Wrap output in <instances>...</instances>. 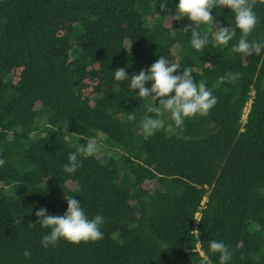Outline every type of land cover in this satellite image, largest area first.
<instances>
[{
    "label": "trees",
    "instance_id": "obj_1",
    "mask_svg": "<svg viewBox=\"0 0 264 264\" xmlns=\"http://www.w3.org/2000/svg\"><path fill=\"white\" fill-rule=\"evenodd\" d=\"M177 2L160 13L158 0L0 1V264H218L210 240L229 246V264H264V51L232 52L238 29L214 46L206 25L210 43L194 50L189 21L166 13ZM254 10L248 39L264 42V0ZM212 14L231 23L227 8ZM161 55L217 104L180 128L165 114L146 136L154 114L112 71L138 74ZM92 136L102 150L65 173ZM70 196L104 217L103 238L44 248L35 213L62 216Z\"/></svg>",
    "mask_w": 264,
    "mask_h": 264
},
{
    "label": "clouds",
    "instance_id": "obj_2",
    "mask_svg": "<svg viewBox=\"0 0 264 264\" xmlns=\"http://www.w3.org/2000/svg\"><path fill=\"white\" fill-rule=\"evenodd\" d=\"M170 0H158L160 13H165ZM227 8L230 10L232 20L227 27H222L219 21L212 14L213 10ZM255 9V0H178L173 7L166 11L170 21H183L189 23L181 31L191 32L190 44L196 51L203 50L209 43V36L202 34L201 26H208L212 33L211 43L214 46H228L237 36L239 40L232 45V52L245 56L260 54L264 51V42L249 41L248 37L258 24V17ZM113 78L117 82H126V87L131 93H136L147 113L154 115L145 116L140 121V127L146 136H151L157 131L166 127L162 118L167 114L172 124L168 127L180 128L186 119L196 116H205L217 104V97L213 91L201 80L194 82V76L190 67L180 71V65L161 55L147 70H141L138 74L129 76L124 68L112 71ZM238 74L228 73L219 77L220 82L235 80ZM151 82L150 87L146 85ZM138 90V91H137ZM158 103V106H156ZM129 117L134 119L133 114ZM52 133L57 132L53 125L48 124ZM75 151L68 156L63 171L67 174H74L81 167L82 156H94L100 152L103 145L95 136L88 137L85 144L74 146ZM0 164L3 161L0 160ZM66 198V197H65ZM67 210L62 216L48 214L47 208H40L36 211V223L46 233L42 236L41 244L44 248L55 246L61 240L70 244L81 242H95L103 238L101 226L104 224V217L96 215L89 217L82 203L74 196L66 198ZM208 251L216 254L218 264H229L232 253L223 240L208 241ZM25 256L30 253L26 250Z\"/></svg>",
    "mask_w": 264,
    "mask_h": 264
},
{
    "label": "rangeland",
    "instance_id": "obj_3",
    "mask_svg": "<svg viewBox=\"0 0 264 264\" xmlns=\"http://www.w3.org/2000/svg\"><path fill=\"white\" fill-rule=\"evenodd\" d=\"M1 1V0H0Z\"/></svg>",
    "mask_w": 264,
    "mask_h": 264
}]
</instances>
